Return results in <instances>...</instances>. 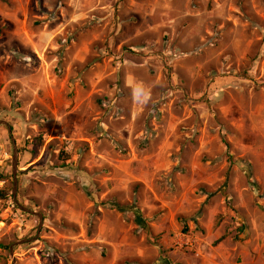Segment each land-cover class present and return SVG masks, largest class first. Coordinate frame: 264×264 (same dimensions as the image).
I'll return each mask as SVG.
<instances>
[{
    "label": "rangeland",
    "instance_id": "obj_1",
    "mask_svg": "<svg viewBox=\"0 0 264 264\" xmlns=\"http://www.w3.org/2000/svg\"><path fill=\"white\" fill-rule=\"evenodd\" d=\"M1 120L0 264H264V0H0Z\"/></svg>",
    "mask_w": 264,
    "mask_h": 264
},
{
    "label": "water",
    "instance_id": "obj_2",
    "mask_svg": "<svg viewBox=\"0 0 264 264\" xmlns=\"http://www.w3.org/2000/svg\"><path fill=\"white\" fill-rule=\"evenodd\" d=\"M0 124H7V121H4V120H1L0 121ZM11 130V129H10ZM14 143V154H13V167H14V187H13V193H14V197H16V186H17V183H18V179H17V174L15 172L16 170V166H17V155H18V150H17V147H16V144L15 142L13 141ZM22 209L26 212H29V213H33L35 214L36 212L31 210V209H28L26 207H22Z\"/></svg>",
    "mask_w": 264,
    "mask_h": 264
},
{
    "label": "trees",
    "instance_id": "obj_3",
    "mask_svg": "<svg viewBox=\"0 0 264 264\" xmlns=\"http://www.w3.org/2000/svg\"><path fill=\"white\" fill-rule=\"evenodd\" d=\"M37 143L38 144H40V145H42L43 144V138H42V136H39V137H37ZM62 155H64L65 157H67V156H69L68 155V153L66 152V151H61V156ZM67 158H64V159H62L64 162H65V160H66ZM63 166H67V165H63ZM0 178H2V175H0ZM8 193H7V191H6V189L5 188H2V189H0V199L3 201L4 199H6V198H8ZM0 247H3V248H6V249H9V245H3V244H1L0 243ZM2 258V257H1Z\"/></svg>",
    "mask_w": 264,
    "mask_h": 264
},
{
    "label": "built area",
    "instance_id": "obj_4",
    "mask_svg": "<svg viewBox=\"0 0 264 264\" xmlns=\"http://www.w3.org/2000/svg\"><path fill=\"white\" fill-rule=\"evenodd\" d=\"M3 185V181L0 180V189H1V186ZM1 202V201H0ZM0 255H1V251H0Z\"/></svg>",
    "mask_w": 264,
    "mask_h": 264
},
{
    "label": "crops",
    "instance_id": "obj_5",
    "mask_svg": "<svg viewBox=\"0 0 264 264\" xmlns=\"http://www.w3.org/2000/svg\"><path fill=\"white\" fill-rule=\"evenodd\" d=\"M7 125V124H6ZM9 127V126H8ZM11 128L9 127V130H10ZM11 131V130H10Z\"/></svg>",
    "mask_w": 264,
    "mask_h": 264
}]
</instances>
